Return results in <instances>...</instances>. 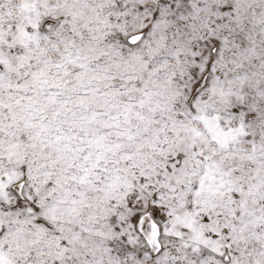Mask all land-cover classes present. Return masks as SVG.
Here are the masks:
<instances>
[{"label":"snow or ice","instance_id":"1","mask_svg":"<svg viewBox=\"0 0 264 264\" xmlns=\"http://www.w3.org/2000/svg\"><path fill=\"white\" fill-rule=\"evenodd\" d=\"M0 264H264V0H0Z\"/></svg>","mask_w":264,"mask_h":264}]
</instances>
